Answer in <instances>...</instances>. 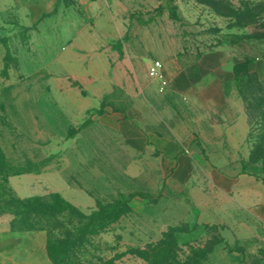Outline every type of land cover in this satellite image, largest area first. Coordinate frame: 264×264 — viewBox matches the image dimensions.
Here are the masks:
<instances>
[{"label": "rangeland", "instance_id": "obj_1", "mask_svg": "<svg viewBox=\"0 0 264 264\" xmlns=\"http://www.w3.org/2000/svg\"><path fill=\"white\" fill-rule=\"evenodd\" d=\"M120 1L128 5L126 30L102 46L101 99L59 71L43 49L34 50L12 13L0 25V234L98 230L78 254L81 264H146L136 250L162 241L170 264L196 261L209 250L220 264H264V224L256 226L255 241H226L230 230L198 224L175 191L162 192L147 176L130 148L127 89L113 84L118 70L128 75L131 59L140 66L156 52L196 58L210 64L209 77L231 78L250 119V164L242 172L264 195V0H169L172 11L159 16L164 0ZM59 59L62 69L69 67ZM203 74L201 84L209 80ZM59 198L75 210L65 216Z\"/></svg>", "mask_w": 264, "mask_h": 264}, {"label": "crops", "instance_id": "obj_2", "mask_svg": "<svg viewBox=\"0 0 264 264\" xmlns=\"http://www.w3.org/2000/svg\"><path fill=\"white\" fill-rule=\"evenodd\" d=\"M127 10L120 0H0V25L6 26L12 13L34 50L43 49L59 71L101 99L98 90L107 77L102 46L124 33ZM154 55L168 81L163 93L147 75L152 61L147 58L140 66L131 59L128 75L118 70L113 77L118 90L129 95L130 148L139 155L137 163L162 192L175 191L178 204L194 209L198 224L230 230V237L222 235L229 242L255 241L256 226L264 224V195L242 172L250 164V119L236 84L229 77H209L210 64L196 58ZM59 58L69 67L62 69ZM202 73L209 78L205 84ZM169 167L171 174H164ZM45 241L42 231L1 232L0 264H51ZM214 254L207 257L223 263Z\"/></svg>", "mask_w": 264, "mask_h": 264}, {"label": "trees", "instance_id": "obj_3", "mask_svg": "<svg viewBox=\"0 0 264 264\" xmlns=\"http://www.w3.org/2000/svg\"><path fill=\"white\" fill-rule=\"evenodd\" d=\"M167 6H161L158 8L156 15H161L164 11L171 12L172 6L169 0H165ZM59 205H61L64 215L67 216L68 212L75 210L74 207L62 198L56 199ZM36 202V200H34ZM80 215V214H79ZM82 218V217H81ZM62 230L54 236L51 231H47L45 241V251L51 264H81L79 253L85 249V246L90 243L91 237L98 230H88L80 226L78 229H70L62 226ZM41 231V228H29L25 231ZM170 252L166 246L165 241H162L153 248L148 250H136L138 256L143 258L146 264H170ZM210 253L206 251L204 253L199 252L201 258L196 261H189L177 264H202L207 255ZM100 264H113V259L103 261Z\"/></svg>", "mask_w": 264, "mask_h": 264}, {"label": "built area", "instance_id": "obj_4", "mask_svg": "<svg viewBox=\"0 0 264 264\" xmlns=\"http://www.w3.org/2000/svg\"><path fill=\"white\" fill-rule=\"evenodd\" d=\"M147 75L158 84V91L163 93L166 90L168 81L162 71V63L159 60H152L147 67Z\"/></svg>", "mask_w": 264, "mask_h": 264}]
</instances>
